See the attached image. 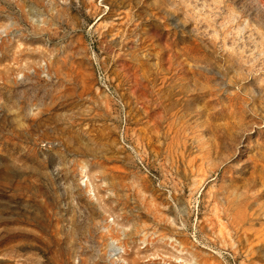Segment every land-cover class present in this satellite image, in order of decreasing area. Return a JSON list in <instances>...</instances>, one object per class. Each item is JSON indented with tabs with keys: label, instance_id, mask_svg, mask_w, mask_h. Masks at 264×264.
<instances>
[{
	"label": "rangeland",
	"instance_id": "1",
	"mask_svg": "<svg viewBox=\"0 0 264 264\" xmlns=\"http://www.w3.org/2000/svg\"><path fill=\"white\" fill-rule=\"evenodd\" d=\"M0 264H264V0H0Z\"/></svg>",
	"mask_w": 264,
	"mask_h": 264
}]
</instances>
